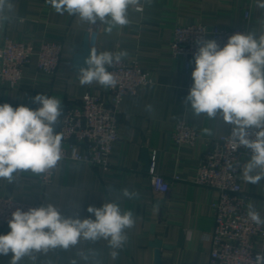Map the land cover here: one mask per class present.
Returning <instances> with one entry per match:
<instances>
[{
    "label": "crops",
    "instance_id": "obj_1",
    "mask_svg": "<svg viewBox=\"0 0 264 264\" xmlns=\"http://www.w3.org/2000/svg\"><path fill=\"white\" fill-rule=\"evenodd\" d=\"M7 21L0 31L12 39L32 41L37 52L46 41L63 44L62 59L55 74L37 67V56L24 68L16 87L0 91V104L9 103L31 109L37 94L54 96L62 101V114L70 104H78L88 91L105 96L99 84L81 86L74 55L81 51L89 24L76 16L55 12L46 0H10ZM250 10L249 32L264 23V9L256 0H152L143 13H130L131 23L106 34L103 26L95 42L98 52L127 51L122 60L136 61L150 71L153 83L142 86L136 95L121 103L119 138L109 160L110 169L103 171L87 164L62 161L53 183L44 186L38 175L20 172L13 183L0 180V195H11L25 203H52L65 217L92 218L89 206L101 207L116 201L122 210L134 213L135 225L127 230L128 241L117 258L110 255L107 241H81L68 250L55 249L38 254L35 264H85L82 254L95 249L97 264H158L156 248L160 240L159 264H210L211 233L215 225L213 203L218 191L195 184L197 167L205 152L206 139L226 135L231 126L221 119L194 117L183 104L193 83L191 71L183 61L170 53L173 30L177 25L203 23L208 27L240 28L246 25L245 11ZM151 105L150 113L146 106ZM62 117V115H61ZM61 117L56 125L59 130ZM185 121L195 128L199 139L194 145L176 144L171 133L176 123ZM211 129L212 135L203 130ZM146 150V151H144ZM156 155V172L172 180L168 197L155 193L149 174L150 159ZM249 160V159H248ZM174 178H176L174 180ZM242 190L251 195L249 204L264 214V180L247 183L240 178ZM127 188L137 193L132 199L121 196ZM111 189V191H109ZM10 232L0 223V235ZM264 254V239L257 241ZM11 256H0V264H10ZM21 264H33L28 258Z\"/></svg>",
    "mask_w": 264,
    "mask_h": 264
},
{
    "label": "clouds",
    "instance_id": "obj_2",
    "mask_svg": "<svg viewBox=\"0 0 264 264\" xmlns=\"http://www.w3.org/2000/svg\"><path fill=\"white\" fill-rule=\"evenodd\" d=\"M56 13L78 17L89 25L99 23L106 34L128 26L130 13H143L152 0H46ZM264 9V0H256ZM10 0H0V23L8 17ZM194 54L193 83L183 104L194 117L221 119L231 126V149L244 146L251 150V158L241 166L242 179L251 184L264 180V23L259 30L235 33L221 47L214 39L197 40ZM125 50H104L92 47L85 58L87 67L78 70L81 86L99 84L115 88L117 77L107 69L127 57ZM36 109L9 103L0 104V180L13 183L20 172L41 175L55 169L63 159V134L56 131L62 115V101L54 96L37 94ZM150 113L151 105L146 106ZM212 135L211 129L203 130ZM231 167V166H230ZM111 191V189H109ZM137 193L127 188L121 196L132 199ZM87 211L95 219L79 216L65 217L52 203L32 207L27 211L17 208L8 220L10 232L0 235V256H11L10 264H21L25 258L35 264L38 254L50 250L77 246L81 241H107L113 259L128 241L127 230L135 225L134 213L122 210L116 201L101 207L89 206ZM248 218L257 226L264 218L252 204ZM95 249L82 254L85 264H97ZM257 264H264V254L258 253ZM72 264H76L73 261Z\"/></svg>",
    "mask_w": 264,
    "mask_h": 264
},
{
    "label": "built area",
    "instance_id": "obj_3",
    "mask_svg": "<svg viewBox=\"0 0 264 264\" xmlns=\"http://www.w3.org/2000/svg\"><path fill=\"white\" fill-rule=\"evenodd\" d=\"M250 16V10L245 11L246 25L240 28L208 27L203 23L177 25L173 30L170 53L173 58L183 61L187 71H191L195 67L197 40L214 39L223 47L231 35L249 32ZM88 32L94 37L95 43L101 28L99 25H90ZM62 52L61 42H43L36 52L32 41L12 39L0 31V91L20 83L24 68L35 55L39 70L55 74L61 63ZM107 70L117 77L115 88L105 89V96L88 91L80 103L68 105L62 114L57 131L63 134V159L59 164L62 161L83 163L108 171L111 165L109 157L119 138L122 101L127 96L136 95L140 87L153 83L150 71L136 61L122 60ZM231 130L226 135L206 139L205 152L197 167L194 183L219 193V199L213 203L215 225L210 237V264H257L256 256L263 252L256 244L264 239V225L257 226L248 218L251 195L242 190L240 182L241 166L251 158V150L240 146L232 151L229 140ZM171 137L178 145H194L199 139L195 128L185 121L176 123ZM58 166L38 175L42 185L53 183ZM149 174L155 193L168 197L172 180L156 172L155 153L150 159ZM40 206L44 205L18 201L11 195H0V223L8 225L11 213L17 208L27 211ZM258 212L264 218V214Z\"/></svg>",
    "mask_w": 264,
    "mask_h": 264
},
{
    "label": "water",
    "instance_id": "obj_4",
    "mask_svg": "<svg viewBox=\"0 0 264 264\" xmlns=\"http://www.w3.org/2000/svg\"><path fill=\"white\" fill-rule=\"evenodd\" d=\"M6 21L7 19L3 22L4 26L6 24ZM93 46L95 47L94 37L90 36L89 34H86L81 51L77 52L74 55V66L75 67L77 68L87 67L84 63V60L86 57L89 56L90 50ZM151 244L156 248L155 255H156V260L159 264L160 263V248L162 247V242L160 240H154Z\"/></svg>",
    "mask_w": 264,
    "mask_h": 264
}]
</instances>
